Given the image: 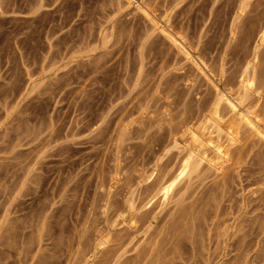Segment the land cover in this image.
<instances>
[{"label": "rangeland", "instance_id": "rangeland-1", "mask_svg": "<svg viewBox=\"0 0 264 264\" xmlns=\"http://www.w3.org/2000/svg\"><path fill=\"white\" fill-rule=\"evenodd\" d=\"M39 1L0 0V264H264V139L225 100L224 166L159 191L187 151L216 160L191 131L217 89L264 129V0H143L206 73L142 0Z\"/></svg>", "mask_w": 264, "mask_h": 264}, {"label": "bare ground", "instance_id": "bare-ground-1", "mask_svg": "<svg viewBox=\"0 0 264 264\" xmlns=\"http://www.w3.org/2000/svg\"><path fill=\"white\" fill-rule=\"evenodd\" d=\"M41 1V0H40ZM39 1V2H40ZM72 1V0H71ZM129 4H134L135 2H137L138 0H126ZM145 1V0H144ZM39 2H38V5H39ZM150 2V1H149ZM248 2H249V0H243L242 1V3H241V6H240V10H241V12H242V10L244 9V8H246L247 7V5H248ZM147 3V2H146ZM146 3H143V0L141 1V2H139L138 4H135L136 6L134 7V8H137V10H139V11H141L147 18H148V21H150L151 22V24H150V27L152 28V26H153V29L154 30H159L160 32H161V34H163V36L166 38V39H168L169 40V42H171V44H173V46H175L176 48H177V50L184 56V58L188 61V62H191V63H194L193 65L194 66H198V69H199V64H198V62H197V60L195 59V57H194V55H195V53L193 54L192 53V51H191V49H190V46H189V44L187 45V42H186V38H184V36H182V34H180V33H177V32H175L174 30H173V28H171V26L169 25V23L167 22V20L166 19H164V20H158V18H157V16H155L154 15V13H153V9L151 10L150 8H149V6H148V4H146ZM41 4H42V2H41ZM44 4V3H43ZM37 5V6H38ZM54 5V4H53ZM62 6V5H61ZM65 6V5H64ZM38 7H40V6H38ZM38 7L36 8V10L38 9ZM42 7V6H41ZM68 7V6H67ZM239 10V11H240ZM34 11H35V7H34ZM138 11V12H139ZM37 12V11H36ZM71 12V11H70ZM45 13V12H44ZM141 13V14H142ZM142 14V15H143ZM41 22V21H40ZM33 23H34V21H33ZM37 23V22H36ZM35 23V24H36ZM264 25V24H263ZM41 29V28H40ZM34 30V29H33ZM235 30V29H234ZM28 31V30H27ZM158 31V32H159ZM150 32V31H149ZM261 34H260V37H259V44L258 45H261V44H263L264 43V29H262V32H260ZM28 34V33H27ZM234 34V31L232 30V35ZM148 35V34H147ZM102 37V36H101ZM22 38V37H21ZM31 39V38H30ZM106 41V40H105ZM102 42V41H101ZM108 44V43H107ZM104 46H105V44H104ZM192 47V46H191ZM259 46H257V48H258ZM106 49V48H105ZM100 54V53H99ZM106 54V53H105ZM101 55V54H100ZM197 56V58H198V60L200 61L201 59H199V57H198V55H196ZM255 56H256V53H255V55H254V60L253 61H255ZM96 62V61H95ZM101 62V61H100ZM200 62H202V61H200ZM196 64V65H195ZM67 66V65H66ZM196 66V67H197ZM202 66V65H201ZM204 66V65H203ZM206 67V66H205ZM204 67V68H205ZM94 68V67H93ZM203 68V67H202ZM204 68L202 69V70H204ZM208 68V67H207ZM206 68V69H207ZM249 68H250V64H249V66H248V68H247V70H246V72H245V74H244V76H243V79H242V81H241V83L243 84V86H244V88H245V91L246 90H248V82H249V79H248V72H249ZM95 69V68H94ZM200 71H202L201 70V67H200V69H199ZM210 70V69H209ZM207 71V70H206ZM204 72H205V70H204ZM92 73V72H91ZM206 73V72H205ZM250 85V84H249ZM216 86V85H215ZM31 87V86H30ZM32 87H33V84H32ZM218 86H216V88H217ZM221 89V88H220ZM216 92H217V98H216V100L214 101V103H213V106H212V108H211V111H210V115H211V119L213 120V125H211V123H210V125L212 126V129L213 130H211L210 132H209V134H208V138L205 140L204 138H203V134H200V133H198L197 131H194V130H192L191 131V139H192V142H193V144L194 145H196V146H198V147H204V146H207V147H209L212 151H213V153L215 154V156H216V160L215 159H213L212 157H211V155H208V154H203V155H201L199 152H197L196 150H194V149H191V150H189V151H187V153H186V155L184 156V158H183V160H182V164L180 165V168L178 169V171L177 172H175L172 176H171V178L169 179V181H167V182H165L166 180L165 179H163V183H162V185H161V188H160V192H161V195H162V198H163V203H166L168 200H169V197L172 195V192H173V189L177 186V184L182 180V179H184L185 177H187L188 175H190V173L194 170V168H197V166L196 165H198L199 163H203V162H205V161H207L209 164H212V165H214L217 169H221L223 166H224V163L226 162V160L229 158V146L234 142H232L229 146H226L225 145V142H221V140H222V138H224V137H222L221 139H220V136H219V133H220V127H221V124L223 123V121H224V118L226 117H224L223 116V114H225L224 112L222 113L221 111H222V108H220V106H222L221 104H222V102H224V101H222V100H225L228 104H229V107L231 108V110H230V108H229V110L230 111H232L234 114H237L238 116H239V119L241 120V121H243L245 124H246V126L247 127H249V129L254 133V134H256V135H258V136H260V137H262L263 139H264V129L261 127V125H260V123L259 122H261V119H260V121L258 122V117L257 118H253L252 116H250L247 112L245 113V112H242L241 111V109L239 108V105L237 104V103H235L233 100H231L232 98H228L227 96H226V94H224L223 92H221L219 89H217L216 90ZM227 92V91H226ZM228 93V92H227ZM246 93V92H245ZM240 94H242V93H240ZM239 94V92H238V95H240ZM242 95H244V94H242ZM243 97V96H242ZM242 97H239L240 99H242ZM233 98H235V100H238L239 98L238 97H233ZM244 98H247V97H245L244 96ZM242 100H244V99H242ZM222 101V102H221ZM245 101V100H244ZM211 102V101H210ZM240 102V101H239ZM211 103V104H212ZM241 103V102H240ZM242 104H243V101H242ZM228 107V106H227ZM209 108L207 107V110H208ZM246 109V108H245ZM248 109H249V107H248ZM247 109V110H248ZM206 110V111H207ZM226 112V111H225ZM232 112H229V114L230 113H232ZM201 113H205L204 111L203 112H201ZM253 113V112H252ZM251 114V113H250ZM228 115V114H227ZM253 115V114H252ZM201 116H203V114L201 115ZM206 116V115H205ZM254 117H255V115H253ZM200 118H202V117H200ZM199 119V117L196 119V120H198ZM238 119V120H239ZM200 120L201 119H199V121H196L194 124H192V125H195L196 123H198V122H200ZM236 120H237V117H236ZM192 121V120H191ZM193 121H195V120H193ZM235 121V120H234ZM241 121H240V125H241ZM209 122V121H208ZM208 122H206L205 124L208 126ZM239 122V121H238ZM262 122H263V120H262ZM261 122V123H262ZM184 123V122H183ZM188 123H191V122H188ZM201 123V122H200ZM208 123V124H207ZM235 123V122H234ZM233 123V125L235 126V124ZM236 124H237V122H236ZM186 125V124H185ZM190 125V124H189ZM191 125V126H192ZM240 125H239V127H240ZM184 126V125H183ZM186 126H188V125H186ZM196 126V125H195ZM199 126V125H198ZM206 126V130H207V128L208 127H210V126H208L207 127ZM233 126V127H234ZM193 127V126H192ZM233 127H232V125H231V127H230V131L231 132H233ZM180 128V127H179ZM188 129H189V126L187 127ZM211 128V127H210ZM235 128V127H234ZM182 129V128H181ZM203 129H205V125L203 126ZM209 129V128H208ZM18 131V130H17ZM180 131H182V130H180ZM187 132L189 131V130H186ZM224 131V130H223ZM229 131V130H228ZM237 131V130H236ZM187 132H185V133H187ZM184 133V134H185ZM183 135V134H182ZM228 135V134H227ZM236 135H238V133H236ZM175 136V135H174ZM75 137V136H74ZM173 137V136H172ZM230 138V137H229ZM234 138V137H233ZM240 138V137H239ZM227 139V138H226ZM231 139V138H230ZM235 139V138H234ZM232 140V139H231ZM241 140V139H240ZM175 141V140H174ZM188 141V140H187ZM227 141V140H226ZM236 141H237V139H236ZM173 143V142H172ZM175 143V142H174ZM184 143H186V145H187V142H184ZM178 144V143H177ZM174 145H176V143L174 144ZM189 145V144H188ZM187 145V146H188ZM178 146H180L179 144H178ZM177 147V146H176ZM185 149V148H184ZM184 149H183V151H184ZM179 150V149H178ZM182 151V152H183ZM211 154V153H210ZM18 156V155H17ZM19 158H21V157H19ZM11 161V160H10ZM12 162V161H11ZM19 162V161H18ZM17 162V164H19ZM10 163V162H9ZM23 163V162H22ZM206 163V162H205ZM4 164V163H3ZM2 164V165H3ZM13 164H15V163H13ZM207 164V163H206ZM12 165V164H11ZM25 165H27V164H25ZM201 165V164H200ZM4 166V165H3ZM2 166V167H3ZM6 166V165H5ZM15 166V165H14ZM19 166H20V164H19ZM37 166V165H36ZM35 166V167H36ZM196 166V167H195ZM17 167H18V165H17ZM16 167V168H17ZM21 167H24L23 166V164H22V166ZM199 165H198V169H199ZM4 168V167H3ZM28 168V167H27ZM30 168V167H29ZM15 169V168H14ZM7 170V169H6ZM9 171V170H8ZM21 171H23L22 170V168H21ZM27 171V170H26ZM35 171H36V169H35ZM3 172V171H2ZM10 172V171H9ZM217 172H219V171H217ZM14 173H15V170H14ZM4 174H6L7 175V173H5L4 172ZM9 175H11V174H9ZM25 175V174H24ZM30 176V175H29ZM31 177V176H30ZM3 178V177H2ZM10 178V177H9ZM21 178H23V177H21ZM29 178V177H28ZM38 178V177H37ZM42 179V178H41ZM22 180V179H21ZM35 180V179H34ZM38 180V179H37ZM20 181V180H19ZM29 181H30V179H29ZM27 183V182H26ZM39 186H40V184H39ZM38 187V186H37ZM23 191V190H22ZM11 193H12V191H11ZM23 194V193H22ZM21 194V195H22ZM13 195V194H12ZM20 197V196H19ZM10 199H11V197H10ZM130 205H131V203H129ZM21 205V204H20ZM14 206V205H13ZM132 206V205H131ZM133 206H134V204H133ZM23 210V209H22ZM17 211V210H16ZM10 212V211H9ZM40 214V213H39ZM11 218V217H10ZM13 219H15V218H13ZM16 219H18V218H16ZM31 219V218H30ZM12 220V219H11ZM23 220V219H22ZM25 220V219H24ZM10 221V220H9ZM16 221V220H15ZM14 221V222H15ZM19 221V220H18ZM12 222V221H11ZM11 224H13V223H11ZM15 224V223H14ZM39 225V224H38ZM7 226H8V224H7ZM18 226V225H17ZM40 228V227H39ZM22 229V228H21ZM6 236V235H5ZM4 236V237H5ZM8 238V237H7ZM11 238V237H10ZM9 239V238H8ZM106 241V240H105ZM5 242V241H4ZM102 242V241H101ZM101 244V243H100ZM103 244V243H102ZM10 245V244H9ZM13 246H14V244H13ZM99 248V247H98ZM3 260H5V259H3Z\"/></svg>", "mask_w": 264, "mask_h": 264}]
</instances>
